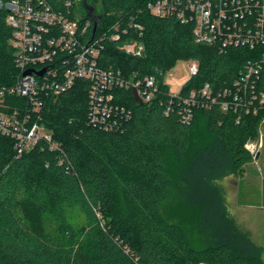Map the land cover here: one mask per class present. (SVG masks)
Masks as SVG:
<instances>
[{
	"label": "trees",
	"instance_id": "1",
	"mask_svg": "<svg viewBox=\"0 0 264 264\" xmlns=\"http://www.w3.org/2000/svg\"><path fill=\"white\" fill-rule=\"evenodd\" d=\"M91 1L104 17L97 36L113 26L122 34L128 29L119 41L105 43L100 65L154 75L160 91L152 102L138 105L132 90H115V102L131 109L132 117L114 131L89 123L88 82L50 98L43 120L63 151L37 146L18 158L12 140L0 135V264H264L263 248L231 212L225 187L252 161L246 145L258 135L264 110L223 111L217 105L194 109L186 121L179 103L165 114L169 88L162 81L179 62L192 60L199 70L185 84L184 96L205 84L215 92L231 89L251 52L197 42L192 24L152 15L147 5L154 0ZM49 2L64 6L63 0ZM7 14L0 9V86L18 75ZM130 40L144 44L141 56L122 51ZM255 85L264 90V69ZM201 118L210 137L203 145L193 134ZM166 148L185 164L174 178ZM171 201L198 212L195 241L167 218ZM26 204L43 214L53 206L78 208L86 223L63 224L56 238L41 235L23 220Z\"/></svg>",
	"mask_w": 264,
	"mask_h": 264
},
{
	"label": "built area",
	"instance_id": "2",
	"mask_svg": "<svg viewBox=\"0 0 264 264\" xmlns=\"http://www.w3.org/2000/svg\"><path fill=\"white\" fill-rule=\"evenodd\" d=\"M82 1L63 0L60 8L49 0H0V9L8 12L12 30L9 43L18 70L14 83L0 86V135L12 140L18 158L37 146L63 151L45 124L43 111L50 98L70 91L80 81L89 83V123L106 131L122 128L132 117L131 109L115 102V90H136L143 104L152 102L160 91L154 75L126 74L100 65L105 43L119 41L128 29L122 34L119 26H113L87 45L92 22L79 18ZM147 10L158 17L173 16L192 24L199 43L217 45L221 50L248 49L252 54L231 89L215 92L205 84L184 96L187 82L174 91L165 75L162 81L169 88L165 114L177 103L184 108L186 121L192 120L194 109L217 105L223 111L256 114L264 110V90L257 91L255 85L264 69V0H154ZM131 28L143 30L138 23H132ZM121 49L136 57L144 53L145 46L130 40ZM198 70L196 61L189 64V79ZM246 148L251 151L248 145Z\"/></svg>",
	"mask_w": 264,
	"mask_h": 264
},
{
	"label": "rangeland",
	"instance_id": "3",
	"mask_svg": "<svg viewBox=\"0 0 264 264\" xmlns=\"http://www.w3.org/2000/svg\"><path fill=\"white\" fill-rule=\"evenodd\" d=\"M80 11L86 13L83 5ZM98 12L99 8H98ZM102 35V34H101ZM195 61L179 62L166 74L165 81L171 90L185 83L190 78L189 64ZM194 139L198 144H205L210 139L206 132V121L201 118L193 131ZM247 145L253 154L250 163L241 166L238 172L225 181L229 207L240 224L247 229L253 240L263 248L264 261V122L259 126L256 137L251 138ZM167 169L171 178L176 177L185 167L170 148L165 149ZM167 218L179 223L188 233L192 241L196 240L195 225L199 219L197 211L190 209L186 204L171 201L165 208ZM23 220L41 234L59 237L63 224L79 227L86 223L85 216L78 210L65 206H53L48 214H43L35 206L26 204L22 210ZM101 220V216H99Z\"/></svg>",
	"mask_w": 264,
	"mask_h": 264
},
{
	"label": "water",
	"instance_id": "4",
	"mask_svg": "<svg viewBox=\"0 0 264 264\" xmlns=\"http://www.w3.org/2000/svg\"><path fill=\"white\" fill-rule=\"evenodd\" d=\"M82 4L86 10L85 14H80L79 18L82 19L83 21L86 20H91L92 24H93V28H92V33H91V39L89 40V42L87 43V45H90L94 39L97 36L99 27L102 25L103 23V15L99 14L97 11V7L94 5V3L91 0H83ZM39 74H42L41 72H39ZM134 92V97H135V101L138 105H142L143 102L140 99L139 95L137 94L136 90L133 91Z\"/></svg>",
	"mask_w": 264,
	"mask_h": 264
}]
</instances>
